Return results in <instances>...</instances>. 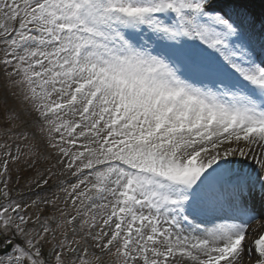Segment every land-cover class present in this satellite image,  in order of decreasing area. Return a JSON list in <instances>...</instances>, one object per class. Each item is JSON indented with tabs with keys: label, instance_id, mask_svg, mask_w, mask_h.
Wrapping results in <instances>:
<instances>
[{
	"label": "snow or ice",
	"instance_id": "1",
	"mask_svg": "<svg viewBox=\"0 0 264 264\" xmlns=\"http://www.w3.org/2000/svg\"><path fill=\"white\" fill-rule=\"evenodd\" d=\"M0 76V264H264L251 0H0Z\"/></svg>",
	"mask_w": 264,
	"mask_h": 264
},
{
	"label": "rangeland",
	"instance_id": "2",
	"mask_svg": "<svg viewBox=\"0 0 264 264\" xmlns=\"http://www.w3.org/2000/svg\"><path fill=\"white\" fill-rule=\"evenodd\" d=\"M0 81H2V76H0ZM0 99L1 104L3 105V107H0V110L6 111L5 105L3 103L4 96L2 92H0ZM7 108L15 109L17 113L27 112L30 110V107L22 104L19 99L11 97L7 99ZM19 119L20 121H27L28 123L32 122V119L27 117L26 115H21ZM19 127L22 129L26 127V124L20 123ZM32 147L39 152V160L37 162V167L41 171H43L45 168L54 166L53 171H55L57 175L51 177L50 185L56 191V194L58 196L63 197L64 193L60 190V187L62 186L61 182L63 181L64 183H69L71 181H74L75 177L71 176L69 174V170L65 169L63 165H59L56 163L57 157L55 154V150L51 148H46L43 141L40 142L38 145H32ZM45 157H47V160H45Z\"/></svg>",
	"mask_w": 264,
	"mask_h": 264
},
{
	"label": "bare ground",
	"instance_id": "3",
	"mask_svg": "<svg viewBox=\"0 0 264 264\" xmlns=\"http://www.w3.org/2000/svg\"><path fill=\"white\" fill-rule=\"evenodd\" d=\"M253 10L256 12L257 15L260 14L262 10H264V3H262V0H253L251 1ZM258 150V149H257ZM212 225L208 226L211 227Z\"/></svg>",
	"mask_w": 264,
	"mask_h": 264
},
{
	"label": "trees",
	"instance_id": "4",
	"mask_svg": "<svg viewBox=\"0 0 264 264\" xmlns=\"http://www.w3.org/2000/svg\"><path fill=\"white\" fill-rule=\"evenodd\" d=\"M3 114H4V112H3L2 110H0V115H2V116H3Z\"/></svg>",
	"mask_w": 264,
	"mask_h": 264
}]
</instances>
